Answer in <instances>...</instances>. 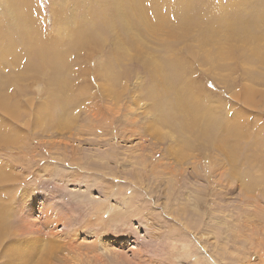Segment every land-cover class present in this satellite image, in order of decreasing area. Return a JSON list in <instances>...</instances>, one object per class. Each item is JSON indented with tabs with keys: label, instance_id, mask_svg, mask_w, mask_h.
Returning <instances> with one entry per match:
<instances>
[{
	"label": "rangeland",
	"instance_id": "obj_1",
	"mask_svg": "<svg viewBox=\"0 0 264 264\" xmlns=\"http://www.w3.org/2000/svg\"><path fill=\"white\" fill-rule=\"evenodd\" d=\"M25 1L0 0L10 94L0 100V254L16 264H264V0H191L192 18L167 5L166 26L119 51L70 49L101 16L96 0H32L30 19ZM14 38L21 61L7 57ZM54 53L68 60L49 63ZM173 62L174 88L193 107L182 113L221 106L239 140L200 149L205 132L161 122Z\"/></svg>",
	"mask_w": 264,
	"mask_h": 264
},
{
	"label": "bare ground",
	"instance_id": "obj_2",
	"mask_svg": "<svg viewBox=\"0 0 264 264\" xmlns=\"http://www.w3.org/2000/svg\"><path fill=\"white\" fill-rule=\"evenodd\" d=\"M31 1L32 0L25 1L26 7L24 8V11L27 13L28 19H30L31 15H35ZM149 1H151V3L150 2L147 3L148 0H106L105 1L106 6H103L101 0H96V11L97 13L101 14V16H99L96 19H92L89 16L90 17L89 19L91 21L88 27L84 30L77 31L75 33L74 44L69 45L70 49L83 48V46H85L86 48H93V47L104 48L113 45H114V49L117 51L122 49H127L129 47L138 48L139 47L138 45L140 44L143 45L145 43L146 34H149V31L161 30L164 26H166L170 16V15L166 16L164 11L167 5L170 6L171 11L173 12V14L177 15V17L192 18L193 17L192 13L197 10L194 6H192L193 3L191 0H149ZM58 15L61 17L64 16L62 15V12H59ZM200 17L202 16L196 17L191 21L189 19L182 21L181 25H183V29L189 30L192 27V21H195L197 18ZM261 17L262 15H258L255 18V21L258 22ZM18 26H20L19 22H18ZM253 28L254 25H246L245 27L243 26V29H245L247 32ZM70 29H71V25L70 23H67L65 27L61 28V31L63 30L64 32L69 33ZM105 29H107V32L103 37V42H102L101 31ZM120 35H122V39H118ZM258 37L259 36H256V38ZM15 40L16 39L14 38L13 42L10 44V47H8L7 57L8 55H13V57H15V61H21L22 59L16 53V52H20V48L18 47L17 44H14ZM170 46L171 45H168V48H170ZM51 50H56L55 42L52 43L50 47V51ZM38 51L45 52L43 48H39ZM57 58L61 59L62 61L68 60L67 55L62 56L61 54L54 53L52 54V57H50L49 63L54 62V60ZM114 64H118V61L114 62ZM166 79H173L175 83L169 82L168 88L170 89H168V91L164 93L163 97L158 98L159 106L162 108V114H161L162 116L160 117L162 123L171 125L170 120L167 117L170 116L176 121V124L172 126L177 127L179 131H181L182 133H188L187 129L189 127L195 128L194 132L195 131L205 132L203 134V138L201 139V141L204 142L203 145L204 144L205 145L200 147V149L201 148L209 149L210 147H214L215 145L208 144L209 141L213 143L214 140L220 139L221 137L226 138L228 137V135H230V140L231 139L239 140L237 138V135H240V131L238 129V122L233 121V123L231 124L230 119H227L226 115L216 116L217 111L222 110L221 106H215L214 107L215 114L211 112V115L207 113V111L210 110L207 109V111L206 110L202 111L201 108L198 118L195 116H187L182 113V111L185 110L192 111L193 107L191 104V100L187 98L186 88L183 87V90H181L183 91V94L179 90L177 91L174 88V85L177 86V83L181 81V71L175 62H173L172 64L171 71L166 73ZM151 80L152 83L154 84V87L153 88L151 87L152 89H149L148 94H152V96H157L156 94H158L157 90L159 87L155 86L154 79ZM191 86L192 84L188 83V87L190 90H191ZM1 88L2 85H0V100L5 99L7 96H10V94L8 95L5 93V88L2 89ZM53 99L54 101H52L53 102L52 104H54L55 101L59 99V97L54 96ZM197 119H199L202 123L198 125H194V122ZM217 130L220 131L218 132ZM209 136H212L213 139L209 140ZM216 147L222 149L221 146H216ZM221 149L219 150L222 151ZM238 149H239L238 145L236 146L231 145L229 141V148L224 147L222 152L227 154V157L232 161L235 159ZM0 220H1V215H0ZM3 226L4 225L0 223V249L3 246L5 240L4 239L5 236L3 235V231H2ZM1 258H5V259L1 260ZM12 258L13 259L17 258L14 253L8 255L5 253L0 254V264H16L15 260L11 261Z\"/></svg>",
	"mask_w": 264,
	"mask_h": 264
}]
</instances>
